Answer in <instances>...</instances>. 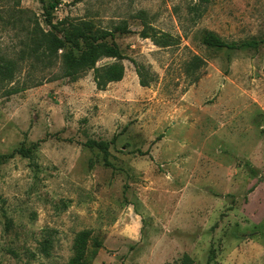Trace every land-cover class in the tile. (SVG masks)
Segmentation results:
<instances>
[{"label":"rangeland","instance_id":"obj_1","mask_svg":"<svg viewBox=\"0 0 264 264\" xmlns=\"http://www.w3.org/2000/svg\"><path fill=\"white\" fill-rule=\"evenodd\" d=\"M48 1L0 0V264H264V0H59L104 89L31 52Z\"/></svg>","mask_w":264,"mask_h":264},{"label":"trees","instance_id":"obj_2","mask_svg":"<svg viewBox=\"0 0 264 264\" xmlns=\"http://www.w3.org/2000/svg\"><path fill=\"white\" fill-rule=\"evenodd\" d=\"M43 1V0H40ZM59 0H49L44 7V19L50 29H43L37 23L30 30L31 52H33L39 60L50 62L46 52L49 49L61 50L62 56L60 58V78H68L70 81H75L81 77L86 71L92 70L93 81L98 89H104L108 83L119 81L124 75V65L120 61L123 58L119 48L115 43L106 45L104 41H100L103 35L95 31V25L92 21L87 19H71L62 18L53 21L52 11L57 8ZM145 24V23H143ZM143 27V33L151 37L159 44L168 45L167 38L163 36L156 37L155 34L147 35V31ZM114 31L119 33H126L129 31L126 22H120L113 27ZM203 41L205 44L212 47L234 48L235 43H228L212 32H207ZM82 44L84 48H82ZM249 44L254 45L255 42ZM97 46H105L107 53L119 59L106 65L96 66V50ZM135 71L139 78V83L142 86L147 85L144 81L139 66L133 61ZM200 61L197 57L193 59L191 65L193 68L198 67ZM11 65H0L1 74H9L12 72ZM189 257L184 258V263L189 261ZM79 264H87L81 261Z\"/></svg>","mask_w":264,"mask_h":264}]
</instances>
